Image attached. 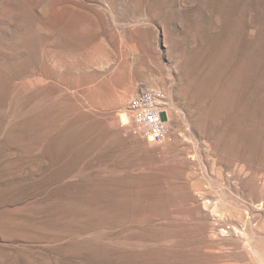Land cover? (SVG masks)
<instances>
[{
  "label": "rangeland",
  "instance_id": "374dc122",
  "mask_svg": "<svg viewBox=\"0 0 264 264\" xmlns=\"http://www.w3.org/2000/svg\"><path fill=\"white\" fill-rule=\"evenodd\" d=\"M0 264H264V0H0Z\"/></svg>",
  "mask_w": 264,
  "mask_h": 264
},
{
  "label": "built area",
  "instance_id": "2783aa9c",
  "mask_svg": "<svg viewBox=\"0 0 264 264\" xmlns=\"http://www.w3.org/2000/svg\"><path fill=\"white\" fill-rule=\"evenodd\" d=\"M163 97L161 92L150 89L136 93L128 102L133 134L150 145L161 146L169 138L167 121L160 108Z\"/></svg>",
  "mask_w": 264,
  "mask_h": 264
},
{
  "label": "bare ground",
  "instance_id": "6f19581e",
  "mask_svg": "<svg viewBox=\"0 0 264 264\" xmlns=\"http://www.w3.org/2000/svg\"><path fill=\"white\" fill-rule=\"evenodd\" d=\"M124 65L126 66V62L125 61H123V63H121V67H124ZM128 66V65H127ZM120 67V68H121ZM124 72V71H123ZM116 74V73H115ZM125 75H126V73H124Z\"/></svg>",
  "mask_w": 264,
  "mask_h": 264
}]
</instances>
